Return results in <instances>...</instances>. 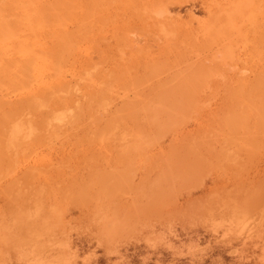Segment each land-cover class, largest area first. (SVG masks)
<instances>
[{
	"label": "rangeland",
	"instance_id": "1",
	"mask_svg": "<svg viewBox=\"0 0 264 264\" xmlns=\"http://www.w3.org/2000/svg\"><path fill=\"white\" fill-rule=\"evenodd\" d=\"M0 264H264V0H0Z\"/></svg>",
	"mask_w": 264,
	"mask_h": 264
},
{
	"label": "bare ground",
	"instance_id": "2",
	"mask_svg": "<svg viewBox=\"0 0 264 264\" xmlns=\"http://www.w3.org/2000/svg\"><path fill=\"white\" fill-rule=\"evenodd\" d=\"M53 93H55L58 99L52 103L54 98ZM69 86L64 83L63 79L57 78L53 80L52 83L45 82L41 85L39 90L36 92L29 93V103L36 108L43 107H55L53 109L56 114H68V109H72L76 103L73 98H69L68 95ZM37 99V101H35ZM22 103V98H19L15 104L20 105ZM67 115H61L60 117H66ZM72 119H76V116L72 115Z\"/></svg>",
	"mask_w": 264,
	"mask_h": 264
}]
</instances>
